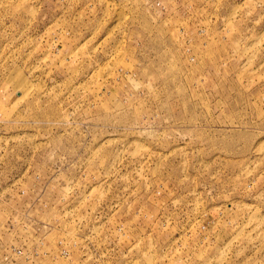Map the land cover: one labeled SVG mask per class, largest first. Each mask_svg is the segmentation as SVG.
<instances>
[{
    "label": "rangeland",
    "instance_id": "1",
    "mask_svg": "<svg viewBox=\"0 0 264 264\" xmlns=\"http://www.w3.org/2000/svg\"><path fill=\"white\" fill-rule=\"evenodd\" d=\"M0 264H264V0H0Z\"/></svg>",
    "mask_w": 264,
    "mask_h": 264
},
{
    "label": "built area",
    "instance_id": "2",
    "mask_svg": "<svg viewBox=\"0 0 264 264\" xmlns=\"http://www.w3.org/2000/svg\"><path fill=\"white\" fill-rule=\"evenodd\" d=\"M15 254L17 255V256H22L23 255V252L21 251V250H17L16 252H15ZM65 254V253H64Z\"/></svg>",
    "mask_w": 264,
    "mask_h": 264
}]
</instances>
